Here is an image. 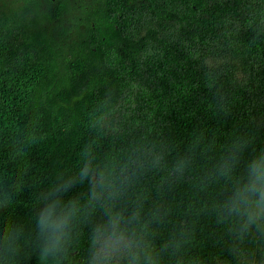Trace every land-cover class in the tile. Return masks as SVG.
<instances>
[{"label":"trees","instance_id":"1","mask_svg":"<svg viewBox=\"0 0 264 264\" xmlns=\"http://www.w3.org/2000/svg\"><path fill=\"white\" fill-rule=\"evenodd\" d=\"M81 1L53 10L63 21L52 26L0 0V201L12 185L0 226L29 222L101 101L129 138L240 133L246 156L264 148V0ZM202 252L236 264L211 237Z\"/></svg>","mask_w":264,"mask_h":264},{"label":"clouds","instance_id":"2","mask_svg":"<svg viewBox=\"0 0 264 264\" xmlns=\"http://www.w3.org/2000/svg\"><path fill=\"white\" fill-rule=\"evenodd\" d=\"M114 117L99 102L75 162L39 189L29 222L0 226V264H231L203 255L208 237L236 264H264V148L246 156L240 133L129 138ZM6 187L0 211L12 203Z\"/></svg>","mask_w":264,"mask_h":264},{"label":"flooded vegetation","instance_id":"3","mask_svg":"<svg viewBox=\"0 0 264 264\" xmlns=\"http://www.w3.org/2000/svg\"><path fill=\"white\" fill-rule=\"evenodd\" d=\"M19 10H24L30 16V20L39 17L41 23L55 26L57 22L63 21L53 14V10L68 9L70 4L78 0H13ZM82 2L81 0L75 7ZM74 8V7H73ZM62 24V22H61Z\"/></svg>","mask_w":264,"mask_h":264}]
</instances>
